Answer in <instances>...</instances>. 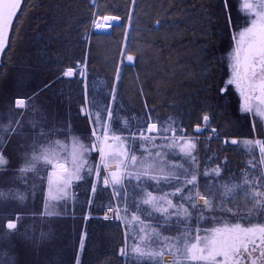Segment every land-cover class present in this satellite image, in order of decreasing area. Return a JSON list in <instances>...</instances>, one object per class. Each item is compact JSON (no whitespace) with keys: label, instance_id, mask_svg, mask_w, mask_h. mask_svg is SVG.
Here are the masks:
<instances>
[{"label":"snow or ice","instance_id":"6c2138e0","mask_svg":"<svg viewBox=\"0 0 264 264\" xmlns=\"http://www.w3.org/2000/svg\"><path fill=\"white\" fill-rule=\"evenodd\" d=\"M24 2L0 0V57L21 35ZM86 7L78 42L71 20L57 32L64 39L46 56L53 76L35 83L25 69L13 90L0 94V264H28L21 242L35 252L53 232L37 236L27 219L39 216L51 227L65 209L74 217L76 189L85 184L82 220L118 232L105 264H264V0L235 6L220 0L229 39L218 59L223 73L211 88L218 98H235L236 119L248 124L244 136L210 102L193 112L172 104L178 115H161L151 95L160 89L145 86V62L163 51L150 38L166 41L170 17H187V9L175 0L151 13L141 0L103 9L101 0H88ZM108 30L121 33L119 59L110 80L93 77L90 86L92 37ZM125 68L140 69L134 77L138 109L118 93ZM64 83L80 85L83 132L70 120L50 122L44 96ZM237 151L245 155L240 173L231 166ZM37 196L40 212L28 206ZM87 239L85 229L71 264H87Z\"/></svg>","mask_w":264,"mask_h":264},{"label":"trees","instance_id":"16d2710c","mask_svg":"<svg viewBox=\"0 0 264 264\" xmlns=\"http://www.w3.org/2000/svg\"><path fill=\"white\" fill-rule=\"evenodd\" d=\"M124 2L125 0H101V9H103L105 3L119 5ZM169 2L170 0H141L148 13L153 12L157 5ZM175 2L178 7L187 9L188 15L187 17L179 15L170 17L169 24L172 26L166 41L162 40L160 36L150 38L156 45L163 48V51L156 53L159 59L153 58L150 62H145L149 65L147 69L149 79L144 81L145 86L160 89L158 92H152L151 95L155 98L157 104L163 107L164 112L161 115L165 113L173 116L178 115L176 112L171 111L169 105L172 104H175L181 112H193L194 109H198L205 102H210L212 107L219 111L221 118L231 121L228 126L234 128L233 122L236 118L235 98L229 100L218 98L215 96L214 89L211 88V85L217 82L223 73V66L218 62V59L223 55V49L229 39L224 25V13L220 8V0H175ZM232 3L235 6L238 4V0H232ZM87 4L88 0L25 1L23 6L25 14L20 22L21 35L13 38L12 51L6 52L3 59V67L0 71L3 73V75H0V90L2 92L10 93L16 85L17 78L25 69L28 70V74L35 83H40L53 76L46 56L50 54L51 49L59 46L58 39L60 41L64 39L63 35L57 38V32L65 21L71 20L74 26L73 39L78 42L77 32L88 21ZM235 14V11H233V15ZM147 18L144 13H141L142 20ZM177 24L178 26H176ZM141 27L143 26L141 25ZM44 29H46L45 34ZM42 33L43 42H41ZM137 36L139 37L140 34H137ZM120 42L121 33L119 31L112 30L110 35L97 33L93 35V51L89 55L91 65L89 70L90 86L94 84L93 77L105 82L112 78V66L114 61L119 59L117 52ZM92 68L95 71H92ZM124 71L127 75L118 87V93L128 101L133 109H138L135 96L138 82L134 77L135 72L140 71V69L125 68ZM152 77H155L156 80L154 81ZM2 81L5 83L2 84ZM6 83L8 84L6 85ZM69 86L76 90L78 102H81L79 84H56L48 93L49 99L52 96H50L51 92L55 95L59 88L68 89ZM103 91H106V89ZM64 97L66 95H61V98ZM64 107L66 106L64 105ZM74 114L75 117H78L77 108ZM80 118L79 126H81V122L86 126L84 119ZM244 164L245 159L241 156L240 151L232 155L231 166L234 173H240ZM86 192V184L76 190L79 197L86 195ZM70 223L69 225L65 222V228L62 230L63 244L65 242L64 232L73 230L72 239H68L73 246L68 250L66 264H71L78 245L79 235L85 229L88 232V239L85 241V255L82 259L87 261V264H105V261L111 259L113 248L118 244V240L114 239L118 236L117 231L105 227L99 221H87L85 223L82 217L79 216L78 219H74ZM63 244L59 249H56V246L47 251L45 253L47 257L45 258L52 259L58 252L56 254L59 259L57 264H65ZM21 250L22 258L28 264H32V257L28 254L27 249ZM43 259L44 257L41 256L40 264H43Z\"/></svg>","mask_w":264,"mask_h":264},{"label":"rangeland","instance_id":"374dc122","mask_svg":"<svg viewBox=\"0 0 264 264\" xmlns=\"http://www.w3.org/2000/svg\"><path fill=\"white\" fill-rule=\"evenodd\" d=\"M40 8H42V7H40ZM40 31L42 32V30H40ZM45 31H46V29H44V31H43L44 34H45ZM43 41H44V37H43V33H42L41 42H43ZM34 48H35V46H34ZM3 83H5V82L2 81V84ZM7 84L8 83H6V85ZM71 89H72V86H69L68 87V90H71ZM61 91L62 92L60 94L55 93V97L57 99H55V98H53V99H55L56 101H59L60 102L61 95H63V93L65 91H67V90L65 88V89H62ZM1 93H2V91L0 90V94ZM71 93H73V91ZM2 94H5V92H3ZM65 98L66 97H64L63 99L65 100ZM50 99H52V97ZM45 104L47 105V112H52V113H57V114L60 113L59 110L56 109V106L58 104L55 105V103H53L51 101H47V102H45ZM77 104L79 106L80 101L79 102L77 101ZM68 105H70V104H68ZM78 106H76L77 109H78ZM69 107H71V106H69ZM69 118H71V117H69ZM65 120H68L66 116L63 117L62 122H64ZM79 120H81V118L80 117H76V119H74V123L73 124L76 125V121H79ZM233 124H234L233 126H235L234 129H235V131L237 133L241 134L242 136L247 135V133H248V124L246 122H244V121H237V119L235 118ZM85 129H86V126L83 125V123L81 122V126H80V129H79L80 132H83ZM240 153H241V156L245 159L244 153L243 152H240ZM85 197H86V195H84L83 197H79L77 195V207H76V212H75V216L74 217L69 213L68 209H65L64 210V216L62 218L57 219L55 221V223L53 225H51V227L48 224L46 225V229L44 231L45 232L52 231L53 232V239H51L49 242L44 243L42 245L44 248L43 247H40V249L37 250V251H35V252H33L29 247L27 248L28 254L32 257V262H36V264H40L41 263L40 262L41 261V256L44 257L43 264H57L59 262V259L56 257V254H58V252H56V254L52 257V259L51 258H45V257H47V254H45V253L47 251L55 248L56 246H57L56 249H59V248L62 247L61 245L63 244V240H64V238L62 236V230H64V228H65V222H67V224L70 225L71 224L70 222L71 221H74V219L75 220L78 219V216L79 217H82V213L80 211V206L83 205V203L85 201ZM241 202H243L242 198H241ZM32 205H33L32 206L33 207L32 210H34V212H40V209L42 208V206H40V202H37V203L34 202ZM249 207H250V205H249ZM38 218L39 217H37V219H36V223L37 224H38V220H39ZM72 233H73V230H71L70 232H67V231L64 232V236H65V242L63 244L64 259H63V257H62V259L64 260L65 264L67 263L66 261L68 260V255H67V253L69 252L68 250H69V248H72V246H73V244H71V241H68V239L69 240L72 239L71 238ZM36 256H37V258H40V259H37ZM171 259H172V257H168V260L169 261H171ZM61 262H62V260H61Z\"/></svg>","mask_w":264,"mask_h":264},{"label":"flooded vegetation","instance_id":"af4514ba","mask_svg":"<svg viewBox=\"0 0 264 264\" xmlns=\"http://www.w3.org/2000/svg\"><path fill=\"white\" fill-rule=\"evenodd\" d=\"M4 61V60H3ZM2 67H3V65H2ZM2 69V68H1ZM1 71V70H0ZM63 88H59V91H57V94H60L62 91ZM67 91H65L64 93H63V95H66V98H65V100L63 99V98H61L60 97V102L59 101H56L55 99H57L56 97H55V95H53L54 93H50V96L52 97V99H49V97H48V94H47V96H44V101L45 102H47V101H51V102H53V103H55V105H57L56 106V109H58L59 110V114H57V113H52V112H47L48 113V115H49V119H50V122L51 123H53V124H62L63 122H62V120H63V117L64 116H66L67 117V119L68 120H70L72 123H74V119H76V117H75V111H76V106H78V104H77V101H78V96H77V92H76V90L75 89H71V90H68V89H66ZM73 91V93H71ZM3 93V92H2ZM1 93V94H2ZM53 98H55V99H53ZM67 103V104H66ZM68 104H70V105H68ZM64 105L66 106V107H64ZM69 106H71V107H69ZM64 115V116H63ZM69 117H71V118H69ZM79 121H76V125H74L75 126V129L78 131V132H80V126H79V124H77ZM27 131V130H26ZM0 190H3V189H0ZM35 203H37V202H40V206H42L41 205V201H40V199H39V197L37 196V198L35 199V201H34ZM33 202V203H34ZM31 201L29 202V207L32 209L33 207V204ZM34 211V210H33ZM40 211H42V208L40 209ZM37 217H39V216H37ZM37 217L35 218V219H33V218H31V217H29L28 219H27V221H26V227L30 230V232H34V233H36V235H39V233L41 232V231H44L45 229H46V225H47V223H43L42 222V220H41V218L39 217L38 219V224L36 223V219H37ZM41 247H43V246H41ZM27 249L28 248V246L26 245V244H24L23 242H21V249ZM44 248V247H43ZM42 262H43V260H42Z\"/></svg>","mask_w":264,"mask_h":264},{"label":"water","instance_id":"95a60500","mask_svg":"<svg viewBox=\"0 0 264 264\" xmlns=\"http://www.w3.org/2000/svg\"><path fill=\"white\" fill-rule=\"evenodd\" d=\"M24 4H25V2H24ZM96 33L97 34H103V35H110L112 33V30H108V31H97ZM3 59H4V56L0 57V70H1L2 65H3Z\"/></svg>","mask_w":264,"mask_h":264}]
</instances>
